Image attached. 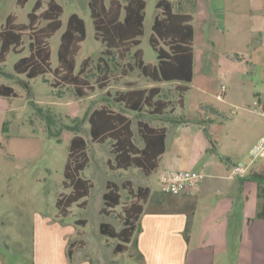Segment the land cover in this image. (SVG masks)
I'll return each mask as SVG.
<instances>
[{
  "label": "rangeland",
  "instance_id": "1",
  "mask_svg": "<svg viewBox=\"0 0 264 264\" xmlns=\"http://www.w3.org/2000/svg\"><path fill=\"white\" fill-rule=\"evenodd\" d=\"M37 1L29 0L22 7L18 0H0V31L10 15L16 17L18 24H28V15ZM49 1L44 0L41 12ZM55 1L63 7V15L62 28L49 40L51 67L55 70L59 66L61 37L70 16L77 14L85 22L86 40L76 58L75 73L86 59H91L87 78L96 89L81 99L72 87H51L53 74L32 80L17 74L15 64L30 55L28 34L24 37L22 53L11 51L0 66V82L12 87L18 95L0 97V264H78L77 261L85 258L93 264H139L130 258L133 246L129 253L115 255L118 241L100 232L102 223L122 229L124 208L135 201L121 188V205L110 210L109 215L103 214L106 184L107 181L121 184L123 180H130L135 188L149 187L152 190L149 207L158 195H167L161 190L159 174L164 168L172 169L169 161L173 157L167 152L151 176L136 168L121 176L115 174L109 170L107 162L112 154L111 145L109 151L108 143L92 141L89 113L103 105L126 113L133 122L134 141L142 147L138 121L161 125L173 117L177 109L179 118L201 116L206 131L202 132L200 125L165 123L169 144L177 138L191 141L199 134L213 138L226 152L239 142L240 152L244 153L246 146L252 140L254 144L264 130V0H170L176 12L194 17L195 72L192 83L188 84L190 90L183 94L184 106L178 85H163L161 97L170 100L174 107L167 116L152 115L148 110L134 113L114 102L119 92L163 84L150 81L139 70L123 75V68L133 62L132 54L123 61L117 54L109 58L108 87L99 88L98 84L105 78L104 71L97 66L105 46L96 39L89 7L91 0ZM105 1L109 6L111 0ZM159 1L145 0L144 35L137 47L142 50L145 63L151 65L158 62L150 38L155 18L161 12L157 9ZM44 24L41 21L38 27ZM222 86H226L224 101L217 98ZM71 127H78V134L88 143L90 162L83 177L91 180L94 187L85 199L87 205L75 204L71 214L63 218L59 216L56 203L62 194L71 192L63 185L70 141L77 133ZM183 150L186 163V145ZM102 160L104 164L98 168ZM79 220H86L87 225L78 224ZM71 240H82L84 246L75 247L73 262L69 257L65 262L62 249L65 243L69 248Z\"/></svg>",
  "mask_w": 264,
  "mask_h": 264
},
{
  "label": "trees",
  "instance_id": "2",
  "mask_svg": "<svg viewBox=\"0 0 264 264\" xmlns=\"http://www.w3.org/2000/svg\"><path fill=\"white\" fill-rule=\"evenodd\" d=\"M29 0H18L19 6H25ZM91 16L96 30V39L102 41L105 49L99 58L97 68L104 71L103 81L98 85L100 89L108 87V71H110L109 58L117 54L120 60L132 54L133 62L123 68V75L139 70L141 74L154 83L179 82L177 88L180 101L183 104V94L190 90L188 84L194 78V17L189 13L176 12L170 0H160L157 9L161 12L156 16L153 25V34L150 43L157 53V64L145 63L143 52L137 49L140 37L144 35L145 0H111L107 6L105 0H91L89 3ZM44 8V0H38L33 11L28 15V24H18L16 17L10 15L6 25L0 31V66L3 65L9 53L14 51L22 53L24 37L29 35L30 55L21 58L15 64V72L26 75L30 80L53 74L54 82L50 85L54 89L72 87L79 98H85L90 91L96 88L90 84L87 72L92 66V60L86 59L78 73L76 71V58L81 50L82 43L86 40V25L77 14L70 16L67 28L61 37L58 52L59 66L53 70L51 67L52 38L61 28L63 7L55 0H50ZM45 22L38 27L40 22ZM107 57V59L105 58ZM49 82L48 80H46ZM184 83V84H183ZM160 87L131 88L119 92L114 97L117 105L124 106L128 111L143 113L148 110L152 115L162 116L167 110L174 107L171 101L161 97ZM15 90L0 82V97H17ZM92 141L98 144L107 142L111 145L114 155V170H129L136 168L146 176H151L160 165V158L166 151L167 128H156L144 120L138 121L139 135L144 146L139 147L134 141L133 122L124 112L116 111L108 105L96 108L88 117ZM6 125V124H5ZM77 132L70 141L67 163L65 165L63 182L64 188L70 189L69 194H62L56 206L60 217H67L75 204L85 207V200L94 184L83 177V172L89 165L88 143L79 135L78 127H71ZM249 178L259 184V218H264V177L253 174ZM121 188L133 197L130 205L124 208V227L117 230L113 224L102 223L100 232L103 236L117 240L114 254L127 252L128 245L137 230V225L147 203L151 189L149 187L135 188L130 180L124 181L119 186L114 181L106 184L104 194L105 207L102 213L110 214V210L121 205ZM78 224L86 225V220H79ZM76 246H84L82 240L69 245L68 257L72 258Z\"/></svg>",
  "mask_w": 264,
  "mask_h": 264
},
{
  "label": "crops",
  "instance_id": "3",
  "mask_svg": "<svg viewBox=\"0 0 264 264\" xmlns=\"http://www.w3.org/2000/svg\"><path fill=\"white\" fill-rule=\"evenodd\" d=\"M172 84L182 83L169 82L157 86L162 89L161 96L163 85ZM152 87L156 86L151 85L150 88ZM170 111L171 108L162 116H167ZM179 117L181 116L176 109L173 117L166 119L165 123L200 125V130L206 131L205 121L201 116L193 119ZM164 124L150 125L161 128L166 127ZM263 135L264 130L254 144L252 140L245 147V152L241 153L239 142L232 144L226 152L221 150L219 143L216 145L213 138L204 135L201 137L199 134L191 141L184 142L183 138H177L169 144L167 129L166 151L160 158V164L167 152H170L173 157L169 161L172 170L195 171L204 174L205 178L199 189L192 193L158 195L148 207L151 190L137 230L125 253H129L133 246L130 258L139 264H264V218L258 217L261 203L259 184L249 178L253 174L264 177V159L252 163L250 158L251 149ZM107 143L110 151V143ZM184 145L187 146L186 163L183 161ZM107 162L109 170L120 176L132 169H112L110 164H114L113 154ZM103 164L104 160L98 164V168ZM238 164L246 165L247 169L235 172ZM124 181L126 180L117 184L120 186ZM262 206L264 207V201ZM65 245L66 243L62 249V258L67 262L69 248ZM73 259L74 254L70 261L73 262ZM88 260L85 258L77 263L93 264Z\"/></svg>",
  "mask_w": 264,
  "mask_h": 264
},
{
  "label": "built area",
  "instance_id": "4",
  "mask_svg": "<svg viewBox=\"0 0 264 264\" xmlns=\"http://www.w3.org/2000/svg\"><path fill=\"white\" fill-rule=\"evenodd\" d=\"M222 92L217 95L218 100L223 101L226 93V86H222ZM251 162L264 159V135L257 141L250 152ZM247 166L238 164L235 167V172L240 173L245 171ZM205 175L189 170H172L164 169L159 174V183L161 190L167 195H186L199 189Z\"/></svg>",
  "mask_w": 264,
  "mask_h": 264
}]
</instances>
